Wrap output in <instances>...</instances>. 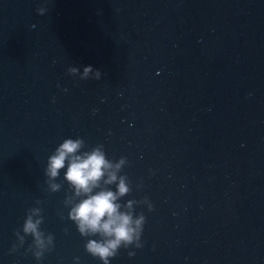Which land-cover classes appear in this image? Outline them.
I'll return each instance as SVG.
<instances>
[{"label":"water","instance_id":"1","mask_svg":"<svg viewBox=\"0 0 264 264\" xmlns=\"http://www.w3.org/2000/svg\"><path fill=\"white\" fill-rule=\"evenodd\" d=\"M88 65L102 79L68 72ZM77 137L127 157L121 202L155 208L136 206L144 246L111 264H264V0H0V264H102L68 219L66 168L59 192L44 175ZM37 200L42 261L31 236L10 251Z\"/></svg>","mask_w":264,"mask_h":264},{"label":"clouds","instance_id":"2","mask_svg":"<svg viewBox=\"0 0 264 264\" xmlns=\"http://www.w3.org/2000/svg\"><path fill=\"white\" fill-rule=\"evenodd\" d=\"M47 11L45 7L37 9L39 15H44ZM68 72L79 76L81 80H100L103 76L102 71L92 65L85 66L83 72L79 67L73 66ZM86 147L82 137L64 139L49 156L44 175L48 191L59 192L63 182L58 183L57 180L61 170L66 168L64 180L69 185V192L64 206L69 209L68 219L76 225L81 236L86 238V252L98 258L102 264H111V259L120 254L121 248L144 246L141 237L147 217L143 212L137 215L136 206L147 205L149 211H154L155 208L147 196L142 200L121 202L133 191L128 175L121 174L129 163L127 157L114 161L108 158L103 144L90 150H86ZM42 204L43 201L37 200V206L27 210L22 228L15 232L17 243L13 244L10 250L12 253L24 246L28 236L33 240L27 252L37 261H42L45 253L54 250V234L46 233L41 227L45 220ZM59 215L62 220L65 218L62 211ZM64 231L67 233L68 229ZM128 255L134 256L135 252L130 251ZM74 260L79 264V257Z\"/></svg>","mask_w":264,"mask_h":264}]
</instances>
